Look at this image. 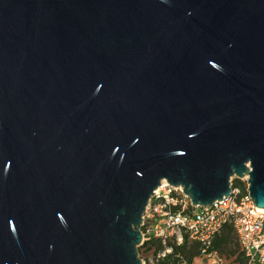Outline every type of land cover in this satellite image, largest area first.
I'll return each mask as SVG.
<instances>
[{"label": "water", "instance_id": "water-1", "mask_svg": "<svg viewBox=\"0 0 264 264\" xmlns=\"http://www.w3.org/2000/svg\"><path fill=\"white\" fill-rule=\"evenodd\" d=\"M264 209V0H0V264H144L163 181Z\"/></svg>", "mask_w": 264, "mask_h": 264}, {"label": "built area", "instance_id": "built-area-1", "mask_svg": "<svg viewBox=\"0 0 264 264\" xmlns=\"http://www.w3.org/2000/svg\"><path fill=\"white\" fill-rule=\"evenodd\" d=\"M233 185L230 196L207 207L194 206L182 187L163 181L146 208L142 223V245L159 239L164 249L155 254L160 261L173 254V246L185 239L201 247L199 264H223L213 250L216 237L226 225H232L246 258V264H264V209L256 206L248 190ZM143 263L146 262L143 260ZM177 264H198L181 261Z\"/></svg>", "mask_w": 264, "mask_h": 264}, {"label": "trees", "instance_id": "trees-1", "mask_svg": "<svg viewBox=\"0 0 264 264\" xmlns=\"http://www.w3.org/2000/svg\"><path fill=\"white\" fill-rule=\"evenodd\" d=\"M233 185L241 187L243 192L246 193V182L236 178L233 181ZM200 247L201 245L198 242H191L188 238H186L183 245H174L173 254L161 260L160 264H177L181 261L195 263L196 260H200ZM164 248V245L159 239H152L139 247V254L140 257L144 252L149 253L153 251V253L156 254ZM213 250L217 251L221 257L223 254H228L230 258L235 257L237 264H246V258L239 243L237 232L232 225L224 226L221 233L214 241Z\"/></svg>", "mask_w": 264, "mask_h": 264}, {"label": "rangeland", "instance_id": "rangeland-1", "mask_svg": "<svg viewBox=\"0 0 264 264\" xmlns=\"http://www.w3.org/2000/svg\"><path fill=\"white\" fill-rule=\"evenodd\" d=\"M236 178H233V181ZM141 258L146 262V264H159L158 261L155 258V254L153 253V251L149 252V253H143L141 254ZM222 260L224 262V264H237V262L235 261V257H229L228 254H223L222 256ZM196 263H201L200 260H196Z\"/></svg>", "mask_w": 264, "mask_h": 264}]
</instances>
